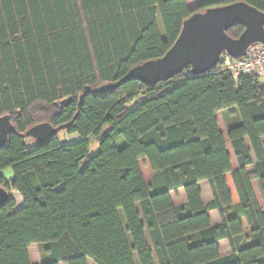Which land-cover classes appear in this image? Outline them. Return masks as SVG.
Instances as JSON below:
<instances>
[{
	"label": "trees",
	"instance_id": "1",
	"mask_svg": "<svg viewBox=\"0 0 264 264\" xmlns=\"http://www.w3.org/2000/svg\"><path fill=\"white\" fill-rule=\"evenodd\" d=\"M236 2L264 12V0H204L195 9L186 0H0V116L11 115L15 129L0 149V185L22 197L18 209L11 197L0 210V264H32L34 244L41 264H195L198 248L206 259L198 264H264V214L252 186L258 180L264 196L263 83L187 68L155 86L132 80L93 94L163 57L194 13ZM226 110L236 169L217 118ZM41 123L66 129L29 147L24 134ZM201 181L213 194L206 205ZM178 189L185 204L173 201Z\"/></svg>",
	"mask_w": 264,
	"mask_h": 264
},
{
	"label": "water",
	"instance_id": "2",
	"mask_svg": "<svg viewBox=\"0 0 264 264\" xmlns=\"http://www.w3.org/2000/svg\"><path fill=\"white\" fill-rule=\"evenodd\" d=\"M239 25L244 27L243 32L238 38H232L227 31ZM254 43L264 46L263 11L245 2L209 7L203 12L194 13L184 22L179 37L163 57L135 66L121 80L103 84L93 94L115 91L132 80L155 86L172 80L187 68L194 76L203 75L218 66L223 53L234 59L242 58ZM82 98L83 95L80 96ZM63 129H66V125L53 127L49 123H41L28 129L24 136L45 144ZM14 131L11 115L0 116V149L7 145ZM11 197L12 192L0 186V210Z\"/></svg>",
	"mask_w": 264,
	"mask_h": 264
},
{
	"label": "crops",
	"instance_id": "3",
	"mask_svg": "<svg viewBox=\"0 0 264 264\" xmlns=\"http://www.w3.org/2000/svg\"><path fill=\"white\" fill-rule=\"evenodd\" d=\"M186 2H187V5H188V7L190 9H195L199 4L203 3L204 0H186ZM218 116L219 115H217V118H218ZM219 127H220V125H219ZM220 129H221V131L223 132V134L225 136V133H224L225 131H223L221 127H220ZM74 135H76V134H74ZM225 138H226V136H225ZM75 140H80L78 135H77ZM263 141H264V138H263ZM227 144H228V151H229L230 155L232 156V166H233L234 169H236L238 167L237 161H236V159L234 157V154H233V151L231 149V146L229 145L228 142H227ZM142 160H144V162L149 166V164H148L146 159H142ZM247 171H248V173L250 175H253L254 174L253 166L248 167ZM150 172H151V174H150V176L148 178L143 173L145 181L147 183L150 182V180L153 177V172L151 171V169H150ZM1 174L4 175V177H5V179L7 181H10L13 178V172H12L11 169H6V170L2 171ZM226 178H227V187L229 189V192L231 193L232 202H233V204H238L239 203V196L237 194V191H236V188H235V185H234V182H233L231 174L230 173L227 174ZM198 185H199V187L201 189V192H202V202L206 205V204H208L209 202H211L213 200V194H212V191H211V187H210V185H209V183L207 181H201V182H199ZM252 186H253L255 195L257 197L258 203L260 205L261 211L264 214V196L262 194L259 181L256 180V179L252 180ZM173 193L175 194V196H177V195L180 196V198H181L180 201H176V199L173 197ZM171 195H172L174 203L177 204V205L185 204L187 202V198H186V195H185V192H184L183 189H178L176 191H173L171 193ZM209 216L211 218V223L213 225H218V224H220L222 222L221 216H220L219 212L216 211V210L210 211L209 212ZM240 220L243 223V231H244V234L246 235V234L249 233V230H250L249 229V225H248V223H247V221H246V219L244 217H240ZM219 245L221 247V254L223 256L229 255L231 253V248H230V244H229L228 240L220 241ZM197 250L199 252L198 254L202 258L201 262H199V263L205 262L206 259H205V255H204L203 249L202 248H198Z\"/></svg>",
	"mask_w": 264,
	"mask_h": 264
},
{
	"label": "built area",
	"instance_id": "4",
	"mask_svg": "<svg viewBox=\"0 0 264 264\" xmlns=\"http://www.w3.org/2000/svg\"><path fill=\"white\" fill-rule=\"evenodd\" d=\"M216 68L215 73H228L235 80L252 77L264 84V46L254 43L248 47L246 55L238 59L223 53Z\"/></svg>",
	"mask_w": 264,
	"mask_h": 264
},
{
	"label": "rangeland",
	"instance_id": "5",
	"mask_svg": "<svg viewBox=\"0 0 264 264\" xmlns=\"http://www.w3.org/2000/svg\"><path fill=\"white\" fill-rule=\"evenodd\" d=\"M217 115H219L218 116L219 125L222 128V130L225 131L224 133H225L227 142L229 143L228 135H227V129L230 126V124L233 123L235 118L233 116H231L229 110L220 112ZM59 136H60L61 140L64 142L65 141H67V142L75 141V139L77 137V135H69L66 133H60ZM35 144H36V141L34 139H32V138L28 139V146L29 147H32ZM229 145H230V143H229ZM97 149H98V146L92 141L91 148H90L91 155H94L97 152ZM140 165H141V169H142L144 175L148 178L151 174L149 166L144 162V160L140 161ZM12 195L17 202V208L16 209H18L22 205V203H21L22 197L19 195V193L14 192V191H13ZM173 197L176 199V201H180V199H181L179 195L175 196L174 193H173ZM120 218H122V221L124 223L125 220H124V216H123L122 211H120ZM29 253H30V258H31L32 264H41L42 263L43 254H42V246L41 245H36V244L32 245L29 248ZM198 253L199 252L197 249H194L192 252V256L194 258L195 264H198L202 260L201 256ZM134 256H135V254H134ZM135 262H136V264L138 263L136 257H135ZM89 264H94V263L92 260H89Z\"/></svg>",
	"mask_w": 264,
	"mask_h": 264
}]
</instances>
